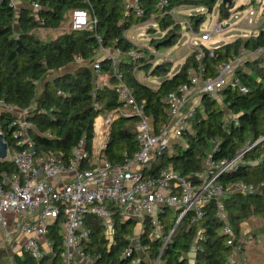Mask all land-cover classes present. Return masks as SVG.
<instances>
[{
    "label": "trees",
    "instance_id": "obj_1",
    "mask_svg": "<svg viewBox=\"0 0 264 264\" xmlns=\"http://www.w3.org/2000/svg\"><path fill=\"white\" fill-rule=\"evenodd\" d=\"M12 0H0V98L17 109L26 110L30 122L29 137L33 140L37 155H56L68 162L74 148L84 140L86 150L93 154V141L96 134L95 120L99 114L120 111L124 107L117 90L118 79L109 59L98 57L100 47L97 35H101L105 48H118L122 51L119 69L124 81L133 90L136 98L145 101V112L157 124L166 120V96L169 91L188 80L190 70L203 65L206 74L214 76L217 67L228 61L241 49L255 50L264 47V27L256 34L239 36L197 58L192 51L179 70L172 75L168 61L153 65L150 51L128 41L124 31L133 24L153 18L165 34L150 39V46L166 40L167 45L176 43L180 35V23L172 15H161L162 9L157 0H140L145 9L144 17H137L127 10V0H89L90 11L97 18L93 29H70L60 31L52 38L43 39L36 34L38 27L56 29L60 27L66 10H74L89 5L88 0H25L39 3L34 11L28 4L16 9ZM219 0H169L164 10H170L183 4L200 5L212 11ZM232 1L221 0L220 18L230 14ZM200 19V20H199ZM203 14L191 17L194 29H198ZM154 31V27H151ZM21 42V45H20ZM164 45V44H161ZM160 45V46H161ZM159 46V47H160ZM135 49L137 57L126 54ZM81 57L85 61L76 63ZM99 58L101 67L94 72L91 63ZM163 76L156 84H148L138 76L140 71ZM247 90L227 85L223 88V100L204 96L195 114L189 120L184 131L185 143L174 144L161 155L155 156L151 166L144 172L157 175L160 168L169 166L178 174L186 175L192 171L202 172L206 168V158L213 161L223 158L237 159L234 167L222 173L219 180L224 184L236 181L252 183V192L235 191L223 198L229 222L238 239L245 238L243 223L246 219L259 216L264 219V63L262 57L248 60L236 69ZM100 76H107L100 80ZM95 91V95H93ZM97 103V107L94 105ZM230 114H227L226 112ZM15 114L0 109V130L8 144L10 153L22 145H17L14 124ZM138 118L121 112L113 120L101 157L112 164H123L138 149L135 138V126ZM49 132L50 135L46 133ZM261 139L252 147L251 143ZM217 143V146H214ZM83 166L95 165L92 159L82 162ZM17 167L13 160L0 158V177L2 173H13ZM193 178H198L193 176ZM170 208L162 213V227L168 232L172 227L169 221ZM85 224L93 229V242L101 231L99 219L88 215ZM223 221L217 215L215 201L205 205V215L197 223L183 217L171 235L168 245L160 257L159 264H188L187 254L195 247L194 264H225L232 255L233 246L226 243L222 232ZM134 230L130 218L117 220L116 223V264H133L136 254L122 255L123 249L130 243L129 235ZM200 230L202 236H197ZM146 225L141 231L140 242L149 251L152 258L160 254V239L149 235ZM252 235L253 233L250 232ZM61 234L54 228L51 238L56 247H61ZM254 236V235H253ZM246 245V243H245ZM245 245L239 253L245 250ZM114 255V254H113ZM18 264H35L33 259L23 253L18 256ZM138 264H145L141 260Z\"/></svg>",
    "mask_w": 264,
    "mask_h": 264
},
{
    "label": "built area",
    "instance_id": "obj_2",
    "mask_svg": "<svg viewBox=\"0 0 264 264\" xmlns=\"http://www.w3.org/2000/svg\"><path fill=\"white\" fill-rule=\"evenodd\" d=\"M88 3L86 7L72 10V29H93L97 23V18L90 11L89 0ZM168 3L169 0H157L156 5L162 9L161 15H172L175 18L174 11L177 7L164 10ZM27 4L34 11L40 8L36 2ZM11 5L18 9L13 1ZM126 7L138 18L145 15L140 0H127ZM255 13L254 9H250L246 15L245 20L249 25L253 24ZM148 22H152L153 26L157 25L153 18L135 23L136 25L133 24L124 31L125 38L140 48L149 49L135 42L136 35L143 33V27ZM186 23L188 30L194 29L190 20ZM138 26L141 30L134 33L132 29ZM223 28L221 21L216 20L213 28L204 30L201 37L209 40ZM97 41L100 45L98 53L110 60L118 79L117 90L124 102L123 113L129 116L135 114L138 118L135 126L138 149L120 165H114L106 157H101L102 150L107 146L113 116L121 113L115 110L105 119V114L96 117V120L102 119L104 128L98 129L95 120L93 154L86 150L82 139L68 162L56 155H37L34 142L28 134L31 124L26 117L27 111L17 109L0 98V109L16 116L14 124L17 129L14 134L17 145L23 146L14 153H10L7 147L5 156L0 157L13 160L17 167L16 172H4L0 177V231L3 245L14 243L17 233H23L26 235L22 245L23 253H27L35 264H116V246L113 245L116 242V223L117 220L130 218L142 225L141 228L149 225V235L160 239V254L154 259L141 243L136 245L134 239L138 238L140 241V234L133 230L129 235L130 243L123 249L122 255L135 253L136 260L133 264H138L141 260L145 264H159L162 252L183 217L188 215L191 222L197 223L205 215V205L215 201L217 215L223 221L221 229L227 237L226 243L232 245L235 251H242L245 243L253 241L254 236L247 233L245 238H237L229 222L223 198L235 191L252 192L254 185L244 181L224 185L219 180L222 173L234 167L241 153L232 160L223 158L213 161L210 157L206 158V170L203 173L192 171L183 175L165 166L159 169L157 175H151L146 174L144 169L151 166L155 156L172 147V134L185 142L184 131L189 127V120L204 96L222 101V91L227 85L241 91L247 90L241 77L236 74V69L244 65L249 55L262 57L264 63V47L255 50L241 49L228 61L221 63L214 76L207 75L203 65L190 70L188 80L168 92L166 120L156 124L145 112V101L138 100L124 81L119 69L122 51L118 48L113 52L107 51L102 45L101 35H97ZM204 47L213 54L218 46L196 43L193 51L196 50L197 58L204 55ZM126 54L133 58L138 56L135 49ZM84 61L81 57L76 59V63ZM91 66L94 72H98L101 60L95 59ZM94 105L98 106L97 103ZM0 133L3 134L1 130ZM46 134L50 135L49 132ZM260 140L257 139L249 147ZM86 159H92L95 165L83 166L82 162ZM194 175L198 178L194 179ZM167 207L174 211L173 225L165 232L160 215ZM9 214L12 215L11 219ZM88 215L96 217L101 223V231L95 242L93 229L85 224ZM54 228H58L61 234L60 248L56 247L55 239L51 238ZM197 236H202L200 230ZM236 262L237 259L230 255L225 264Z\"/></svg>",
    "mask_w": 264,
    "mask_h": 264
},
{
    "label": "rangeland",
    "instance_id": "obj_3",
    "mask_svg": "<svg viewBox=\"0 0 264 264\" xmlns=\"http://www.w3.org/2000/svg\"><path fill=\"white\" fill-rule=\"evenodd\" d=\"M220 1L215 5L212 11H208L205 8H202L200 5H192V4H183L176 8L174 11L175 19L180 23V35L176 41V43L172 45H161L160 47L150 46V39L153 37H162L165 34V30L157 24L153 26L152 22H148L143 28V33L139 36L136 35L135 42L139 43L138 45L147 46L150 49V56L152 59V55L154 56L153 61L151 62L153 65L158 63H162L165 61L170 62L171 68L168 76L172 75L174 72L180 69L182 63L184 62L185 56L190 54L194 49V45L196 43H204L211 47L219 46L228 42L230 40L235 39V37L242 35V34H249L258 30L259 28L263 27L264 25V0H230L234 3V6L230 8V14L226 18H220V11H219V4ZM250 9H254L256 11L255 15L253 16L254 22L252 25H249L245 17L248 14ZM197 14H203L204 19L201 21L198 29H187L186 21H189L192 16ZM71 16L72 11L66 10L65 17L63 24L58 27L57 29H49L40 27L36 29V34L43 38L49 39L53 36H56L60 31H67L72 29L71 27ZM200 20V19H199ZM216 20H220L222 25L224 26L223 30L215 33L213 37L209 40H204L201 37V33L204 30H209L213 28V25ZM136 25V24H135ZM151 27H154V31ZM141 28L135 27L132 29L134 33H137ZM192 30V31H191ZM195 34V35H194ZM190 41V43H189ZM107 51H114V48H107ZM102 56V53H98V57ZM138 76L140 78L145 79L144 81L148 84L156 85L158 84L163 76H159L153 74L151 72L140 71L138 72ZM102 79H106L107 76H100ZM100 81V80H99ZM222 102H220L221 104ZM121 112H124V108L121 109ZM227 114H230L228 111ZM111 114V112H110ZM109 113L104 116V119L110 115ZM103 116V115H102ZM118 117L117 115L113 116V119ZM98 119V118H97ZM97 121V120H96ZM103 127V124H101ZM104 128V127H103ZM261 222L264 223L263 219ZM137 233V232H136ZM136 245L140 244L138 238L134 239ZM6 250H2L0 256L2 255V259L5 260ZM143 257V253H141ZM146 258V257H143ZM147 259V258H146ZM147 261V260H145ZM257 264H264V258H259Z\"/></svg>",
    "mask_w": 264,
    "mask_h": 264
},
{
    "label": "crops",
    "instance_id": "obj_4",
    "mask_svg": "<svg viewBox=\"0 0 264 264\" xmlns=\"http://www.w3.org/2000/svg\"><path fill=\"white\" fill-rule=\"evenodd\" d=\"M12 1L18 6V9L21 5L23 6V5H26L28 3V2H25V0H12ZM38 28H40V27H38ZM258 30H255L254 32H251V33L246 34V35L242 34L239 36L247 37L251 34H256L258 32ZM239 36H237V37H239ZM230 41H232V40H230ZM230 41H228V42H230ZM188 55L185 56V59ZM256 58H258L256 54L251 55V56L249 55L248 59L245 62H247L248 60L256 59ZM185 59H184V61H185ZM99 80H103L102 77H99ZM218 102L220 103L222 101H218ZM170 138L173 142V145L179 143L178 141H181V144L185 143V142H183L182 138H178L174 134H172ZM205 170H206V168H205ZM205 170L200 172V173L205 172ZM170 212H171V215H169V221H172V216H173V212H174L173 209H170ZM8 216L11 219L12 215L9 214ZM160 217L162 218V213H161ZM260 218L261 217L256 216V217H251L249 219H246L244 221L243 227H242L243 234H247V233L252 232L254 235V240L246 243L245 250L242 252V254H240L239 252H237L235 250L232 251V255L237 259L236 264H257L259 258H261V260H262V258H264V223L261 222ZM263 221H264V219H263ZM133 222H134V230H136V232L139 233L140 237H141V231L143 228H141L140 226H142V225L138 224L135 221H133ZM25 238H26L25 234L17 233L15 242L10 243L7 246H5V245H3L2 234L0 231V254H1L2 250H6V253H4L6 256L5 260L2 259V255L0 256V264H18L17 258H18V256L23 255L22 245H23ZM187 257H188V264H194V261H195V249L194 248L187 254Z\"/></svg>",
    "mask_w": 264,
    "mask_h": 264
},
{
    "label": "water",
    "instance_id": "obj_5",
    "mask_svg": "<svg viewBox=\"0 0 264 264\" xmlns=\"http://www.w3.org/2000/svg\"><path fill=\"white\" fill-rule=\"evenodd\" d=\"M224 1H227V0H224ZM228 1H230V0H228ZM171 39H172V36H170L169 38H167L164 41L157 43L156 47L158 48L161 44H165L166 42H169ZM20 45H21V42H20ZM131 116L135 117L136 115L133 114V115H130V117ZM7 147H8V144H7V142H5L4 135L0 133V157L5 156V154L7 152Z\"/></svg>",
    "mask_w": 264,
    "mask_h": 264
},
{
    "label": "bare ground",
    "instance_id": "obj_6",
    "mask_svg": "<svg viewBox=\"0 0 264 264\" xmlns=\"http://www.w3.org/2000/svg\"><path fill=\"white\" fill-rule=\"evenodd\" d=\"M101 123H102V119L98 118L96 121V124H97L98 129H100V130H101Z\"/></svg>",
    "mask_w": 264,
    "mask_h": 264
}]
</instances>
